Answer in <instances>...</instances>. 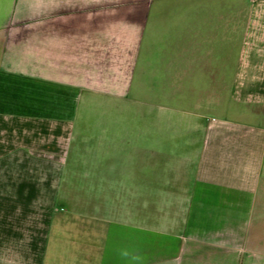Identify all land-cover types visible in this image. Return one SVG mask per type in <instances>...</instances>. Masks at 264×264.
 Wrapping results in <instances>:
<instances>
[{
    "label": "crops",
    "instance_id": "obj_1",
    "mask_svg": "<svg viewBox=\"0 0 264 264\" xmlns=\"http://www.w3.org/2000/svg\"><path fill=\"white\" fill-rule=\"evenodd\" d=\"M0 264H264V0H0Z\"/></svg>",
    "mask_w": 264,
    "mask_h": 264
}]
</instances>
